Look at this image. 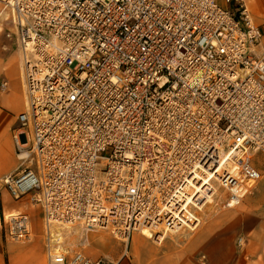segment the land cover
Returning a JSON list of instances; mask_svg holds the SVG:
<instances>
[{"label":"built area","instance_id":"1","mask_svg":"<svg viewBox=\"0 0 264 264\" xmlns=\"http://www.w3.org/2000/svg\"><path fill=\"white\" fill-rule=\"evenodd\" d=\"M3 2L27 105L14 134L24 168L0 192L43 209L48 264H115L71 252L67 226L161 241L261 181L263 30L247 0ZM3 227L9 240L33 237L29 213L5 214Z\"/></svg>","mask_w":264,"mask_h":264},{"label":"crops","instance_id":"2","mask_svg":"<svg viewBox=\"0 0 264 264\" xmlns=\"http://www.w3.org/2000/svg\"><path fill=\"white\" fill-rule=\"evenodd\" d=\"M247 2L254 21L264 30V0ZM10 33L11 36L8 35ZM257 52H264V41ZM3 80L9 82V88L0 95V180L24 168L14 134L19 128L18 115L26 111L27 105L22 52L13 32L9 11L0 0V82ZM261 155L254 158V164L263 177L258 183L260 189L250 200H245L247 195L239 204L227 206L226 198L218 196L215 199L220 200L221 209L241 206L242 211H237V218L232 222L234 227H213L212 224L202 227L201 224L194 230L183 229L178 234H166L161 241L151 240L138 231L128 241L120 240L121 243L111 237L91 233L87 235L86 242L93 246L84 251L85 255L92 259L105 257L115 264H238L244 258H259L264 237V221L258 218L264 210V164L259 165ZM15 212L31 215L33 237L27 242L12 241L5 236L3 216ZM240 237L244 238L245 244L238 247L236 241ZM46 239L43 209L32 203L30 195L16 200L6 189H1L0 264H48Z\"/></svg>","mask_w":264,"mask_h":264},{"label":"rangeland","instance_id":"3","mask_svg":"<svg viewBox=\"0 0 264 264\" xmlns=\"http://www.w3.org/2000/svg\"><path fill=\"white\" fill-rule=\"evenodd\" d=\"M11 21V20H10ZM13 28V26H12ZM14 31V29H13ZM264 41V30H263V36L259 42L254 47V52L258 56L264 55V52L262 54H259L257 51L260 49L262 46V42ZM261 161L259 164L258 162H255L257 165L259 164L260 166L264 164V156L261 155ZM259 185L253 189L252 193L248 195V197L245 198V200H250L251 197L258 191ZM221 202L220 200H215L211 201L207 206L203 209V211L199 212V217L201 219V224L202 227H205L207 224L210 225L212 224L213 227H234L233 221L237 218L238 212L237 211H242L241 206H237L235 208H226V209H221L220 208ZM206 212V213H205ZM263 215H259L258 218L262 219L264 221V210L262 211ZM251 222V221H250ZM200 224V226H201ZM253 224V223H252ZM44 225V224H43ZM199 226V227H200ZM264 230V228H263ZM183 230H181L178 233H181ZM109 231L107 230H102V229H94L91 231H85L80 225H70L67 226L66 229L63 230V238H64V243L65 246L71 250V252L74 251H85L91 248L93 245H88L87 244V235L94 233V234H102L107 237H111L112 239L116 240L117 242L121 243L120 240H118L116 237L112 236L111 234H108ZM110 233V232H109ZM175 233V234H178ZM264 233V232H263ZM171 234V233H168ZM81 235V236H80ZM146 237H149V234L147 233ZM151 238V237H149ZM238 239L236 241V246H238ZM151 240H155L154 238H151ZM262 244V255L259 256V258L256 257H251L250 259L244 258V261L242 263L238 264H264V237H263V242ZM239 247V246H238Z\"/></svg>","mask_w":264,"mask_h":264},{"label":"bare ground","instance_id":"4","mask_svg":"<svg viewBox=\"0 0 264 264\" xmlns=\"http://www.w3.org/2000/svg\"><path fill=\"white\" fill-rule=\"evenodd\" d=\"M216 190V192H217V189H215ZM191 203V199L190 198H188V204H187V211H188V214H189V217L190 218H194V214L190 211V207H189V204ZM143 233H145V234H149V231L148 230H144V232ZM81 236V235H80ZM64 239V238H63Z\"/></svg>","mask_w":264,"mask_h":264}]
</instances>
